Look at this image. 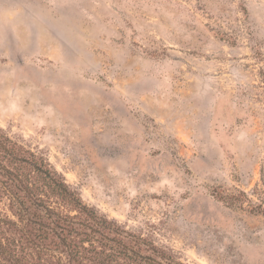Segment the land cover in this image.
Segmentation results:
<instances>
[{"label":"rangeland","instance_id":"374dc122","mask_svg":"<svg viewBox=\"0 0 264 264\" xmlns=\"http://www.w3.org/2000/svg\"><path fill=\"white\" fill-rule=\"evenodd\" d=\"M0 129L175 261L264 264V0H0Z\"/></svg>","mask_w":264,"mask_h":264},{"label":"trees","instance_id":"16d2710c","mask_svg":"<svg viewBox=\"0 0 264 264\" xmlns=\"http://www.w3.org/2000/svg\"><path fill=\"white\" fill-rule=\"evenodd\" d=\"M0 194L10 200L18 221L40 228L41 241L58 237L66 264H91L92 255H103L101 264H183L98 216L62 176L1 129ZM67 208L69 213L60 212ZM10 225L18 222L0 218V264H26L15 254V241L7 236L5 227Z\"/></svg>","mask_w":264,"mask_h":264}]
</instances>
